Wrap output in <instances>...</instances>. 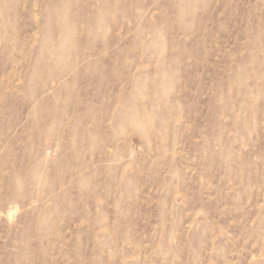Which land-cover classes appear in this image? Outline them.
<instances>
[{
    "label": "rangeland",
    "instance_id": "374dc122",
    "mask_svg": "<svg viewBox=\"0 0 264 264\" xmlns=\"http://www.w3.org/2000/svg\"><path fill=\"white\" fill-rule=\"evenodd\" d=\"M0 264H264V0H0Z\"/></svg>",
    "mask_w": 264,
    "mask_h": 264
}]
</instances>
